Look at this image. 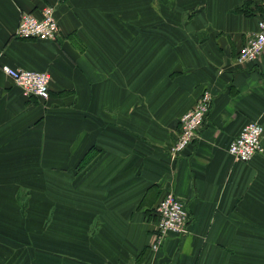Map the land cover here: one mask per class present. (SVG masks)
<instances>
[{
  "label": "crops",
  "instance_id": "crops-1",
  "mask_svg": "<svg viewBox=\"0 0 264 264\" xmlns=\"http://www.w3.org/2000/svg\"><path fill=\"white\" fill-rule=\"evenodd\" d=\"M46 6L58 38L20 39L22 13ZM263 17L264 0H0V264H264V153L229 152L264 127V51L236 59ZM6 66L49 72L50 98ZM205 90L198 136L174 154ZM169 191L189 231L154 250Z\"/></svg>",
  "mask_w": 264,
  "mask_h": 264
},
{
  "label": "built area",
  "instance_id": "built-area-1",
  "mask_svg": "<svg viewBox=\"0 0 264 264\" xmlns=\"http://www.w3.org/2000/svg\"><path fill=\"white\" fill-rule=\"evenodd\" d=\"M60 26L54 6H46L41 16L24 12L16 29V35L24 39L55 41ZM264 51V17L258 20V29L239 49L236 59L239 63L256 61ZM6 74L18 84L26 96H35L47 101L50 98L51 75L47 71L27 70L6 66ZM212 94L205 90L197 104L180 118V133L172 146V152H182L198 136L212 104ZM264 127L259 122L247 123L239 135L230 143L229 152L237 160L249 161L264 153ZM157 216L154 250L161 246L169 235H183L189 231V212L184 202L172 191L160 200L155 210Z\"/></svg>",
  "mask_w": 264,
  "mask_h": 264
},
{
  "label": "trees",
  "instance_id": "trees-1",
  "mask_svg": "<svg viewBox=\"0 0 264 264\" xmlns=\"http://www.w3.org/2000/svg\"><path fill=\"white\" fill-rule=\"evenodd\" d=\"M240 12H243L245 14L250 15V12H248V10L246 9V7H241L238 9ZM20 39H24V38H20ZM24 40H39V39H24ZM190 216V215H189ZM157 217V216H156Z\"/></svg>",
  "mask_w": 264,
  "mask_h": 264
}]
</instances>
